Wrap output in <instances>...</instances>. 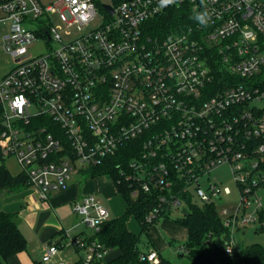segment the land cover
<instances>
[{"label": "built area", "instance_id": "1", "mask_svg": "<svg viewBox=\"0 0 264 264\" xmlns=\"http://www.w3.org/2000/svg\"><path fill=\"white\" fill-rule=\"evenodd\" d=\"M172 8L185 10L189 22L153 35L151 23ZM204 11L201 25L195 16ZM0 27V49L13 61L0 71V159L14 158L40 201L134 140L141 152L121 176L132 197L158 194L146 218L153 224L166 219L165 210L184 214L188 198L214 204L230 194L219 183H199L227 164L241 203L223 208L230 233L224 247L243 255L234 232L263 213L264 0L164 7L159 0H0ZM42 40L47 51L32 54ZM73 211L81 222L65 231V243L46 245L41 262L67 264L57 257L71 244L84 264H106L109 250L97 235L112 218L109 210L90 193ZM79 225L93 235L73 236ZM179 252L188 250L181 245ZM140 257L161 263L155 248Z\"/></svg>", "mask_w": 264, "mask_h": 264}, {"label": "trees", "instance_id": "2", "mask_svg": "<svg viewBox=\"0 0 264 264\" xmlns=\"http://www.w3.org/2000/svg\"><path fill=\"white\" fill-rule=\"evenodd\" d=\"M119 1V0H117ZM189 15L185 10L170 9L165 15L154 20L152 24L153 35L170 32L175 28L186 25ZM141 152L138 141H129L113 156L98 166L89 167L86 175L90 177H109L117 187L126 202L123 215L111 218L104 223L97 238L109 250L106 264H150L141 259V237L129 229L131 218L141 225L142 232L149 233L150 228L158 223L146 221L147 215L156 205L157 193L141 194L132 197L128 182L121 176V169H126L128 164L137 158ZM29 182L23 173L13 174L4 162L0 165V194H17L29 189ZM178 194V193H176ZM188 214H181L174 220L175 223L187 230V238L183 244L188 250L184 256L191 260L189 264H264V247L251 245L242 251L243 255H228L224 243L229 239V230L224 226L221 214L215 204H199L187 199ZM171 211L165 210L161 216L171 219ZM16 214L0 211V264L10 257L26 251L27 240L19 225L13 222ZM264 218V213L261 214ZM264 220V219H263ZM149 249V248H148ZM147 249V250H148ZM146 250V251H147ZM182 254V252H180ZM160 264H171L161 254ZM109 258V259H108ZM72 264H84L80 258Z\"/></svg>", "mask_w": 264, "mask_h": 264}, {"label": "rangeland", "instance_id": "3", "mask_svg": "<svg viewBox=\"0 0 264 264\" xmlns=\"http://www.w3.org/2000/svg\"><path fill=\"white\" fill-rule=\"evenodd\" d=\"M41 1L43 3H51L55 0H41ZM100 21L101 19L98 18L96 21H94L93 25L99 24ZM2 28L3 27H0V41L2 40V36H3ZM4 29H7V26H4ZM73 31L77 32V30L75 29ZM63 36L66 40H70L77 37V34H72L70 36L64 34ZM46 47H47L46 43L42 40L39 41L38 43H35L31 47L30 52L32 54L45 52L47 51ZM0 53H1L0 71L3 72V69L11 66L13 61L9 57L4 56L3 50L0 49ZM2 162L6 164L7 168L12 173H16L17 171L21 170L18 164L15 162L14 158L5 159V160L0 159V165ZM90 178L91 177L88 175H84V176L75 175V180H81L82 186L86 185L87 189L88 188L90 189V187L93 188L92 190L89 191H93V194L96 196V198L102 203V205H104L109 210L110 216L112 218L123 215V213L125 212V199L121 194H119L118 190L116 189L115 182H113L109 177H101L100 179L97 180L95 178V180L93 179L94 181L93 180L91 181ZM87 180L89 181V183L85 184ZM210 182L219 183L223 189L224 188L230 189V194H224L222 198L219 199L217 198L214 200V204L218 207L220 214L223 213V208L225 207H229L230 209H234L238 207V205L241 203V193L236 183L235 176L229 165L224 164L219 167H216L215 169L212 170L210 175H205L199 181L203 189H206ZM12 195L0 194L1 206H4L3 200ZM257 196L260 199V202L263 206V213H264V185L259 186ZM196 202L199 204H204V202L200 201L197 198H196ZM252 206H255V203H252L250 208ZM63 211L65 212L67 219L71 221L72 224V221L75 218V214L71 212L72 211L71 209L70 210L63 209ZM263 213L262 211H260L257 214L256 223H250L244 226L243 228H241L240 230L234 232L233 238L237 249L243 251L247 247L255 244L264 247V228H263L264 218L261 217V214ZM78 217H79L78 222H80V219H82V217L81 216ZM178 217H180V213L175 211L171 215V220L174 221ZM163 220L164 219H160L158 223L152 226L155 229H151L152 227L150 228V236L142 232L141 225L134 219L129 221L128 226L132 232L140 235L141 237L140 247L142 250H147L148 248L152 247L154 243V245L157 246V248L161 251L163 257L168 261H170L171 264H189L191 262L190 258L188 256H181L182 254L185 253L183 252L181 254L179 252L180 246L183 245L186 240L185 228L179 224L178 225L170 224L169 227L164 228ZM25 222L26 221L20 224L25 237L27 236L26 239L28 238V240H31L32 243H37L36 232L33 230V227L30 224L27 223L26 225ZM71 224L66 227L70 228ZM79 226L80 229H84L86 233L93 234V230H91L88 226L85 225H79ZM170 227L173 228V230ZM150 238L152 239L153 243L151 242ZM28 253H31V251H29ZM61 253L67 256L66 260H68L70 263H73L74 260L80 258L81 255L83 254L82 252H78L76 248L71 244L65 245L61 249Z\"/></svg>", "mask_w": 264, "mask_h": 264}, {"label": "crops", "instance_id": "4", "mask_svg": "<svg viewBox=\"0 0 264 264\" xmlns=\"http://www.w3.org/2000/svg\"><path fill=\"white\" fill-rule=\"evenodd\" d=\"M20 172L21 170L13 174H18ZM101 177H105V176L91 177L90 179L92 181L93 179L95 180V178L97 180L100 179ZM81 182H82L81 180H75L74 184L68 190L62 193L54 194L51 197V199L47 202L40 201L37 197V192L34 189H27L23 192L14 194L3 200L4 206H1L0 204V211H6L9 213L16 214L18 217L21 218L20 223H24V221H26L25 222L26 225L27 223L30 224L33 227V230L37 234V238H36L37 243H32L31 240H28L27 238L26 239L28 243L27 250L10 257L7 261H3L2 264H44L41 262V258L45 246L51 243L62 244V242L64 243L66 242L65 231L73 228L74 226H77L81 222V219L80 222H78L79 217L73 211L74 202L79 200L83 195L93 193V191H89L93 189L92 187H90V189L89 188L87 189L86 185L85 186L81 185ZM87 183H89L88 180L85 182V184ZM63 209L66 210L71 209L72 210L71 212L75 214V218L73 219L72 224L71 221L67 219ZM125 209H126V202H125ZM132 219L135 220V218H131L130 220ZM70 224L71 227L67 228L66 226H69ZM170 224L178 225L171 219L166 218L163 220L164 228L169 227ZM19 227L23 232L21 228V224H19ZM151 229H155V228L152 227ZM171 229L173 230V228ZM79 233H82L85 237H91L93 235L86 233L84 229H80V226L79 228H76L74 231H72L73 236ZM148 235L150 236V230ZM186 238H187V230H186ZM150 240L153 243L151 238ZM150 248H155L162 255L161 251L157 248V246L154 245V243L153 246ZM29 251H31V253H28ZM112 256H113L112 254H109L108 257L111 258ZM80 258L74 261L76 262ZM57 259L66 260L67 256L63 253H60ZM66 261L68 264H72L68 260ZM51 264H55V263H51Z\"/></svg>", "mask_w": 264, "mask_h": 264}, {"label": "clouds", "instance_id": "5", "mask_svg": "<svg viewBox=\"0 0 264 264\" xmlns=\"http://www.w3.org/2000/svg\"><path fill=\"white\" fill-rule=\"evenodd\" d=\"M176 2H177V0H159L161 7L172 5ZM207 16H208L207 11H204L201 13H197L195 16V19L198 21L199 24L206 25L207 24Z\"/></svg>", "mask_w": 264, "mask_h": 264}, {"label": "water", "instance_id": "6", "mask_svg": "<svg viewBox=\"0 0 264 264\" xmlns=\"http://www.w3.org/2000/svg\"><path fill=\"white\" fill-rule=\"evenodd\" d=\"M105 7H106L107 10H109L111 13H113V9H112L111 7H109L108 5H106ZM182 213H184V214H188L189 211L186 210V209H183ZM13 222H14L15 224L19 225L20 222H21V218L18 217V216H14V217H13ZM181 256H184V254H182Z\"/></svg>", "mask_w": 264, "mask_h": 264}]
</instances>
